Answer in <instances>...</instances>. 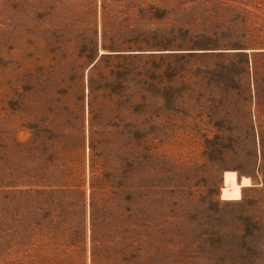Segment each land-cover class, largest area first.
<instances>
[{
    "label": "rangeland",
    "instance_id": "374dc122",
    "mask_svg": "<svg viewBox=\"0 0 264 264\" xmlns=\"http://www.w3.org/2000/svg\"><path fill=\"white\" fill-rule=\"evenodd\" d=\"M139 1L0 0V264H132L136 185L150 264H264V0Z\"/></svg>",
    "mask_w": 264,
    "mask_h": 264
},
{
    "label": "trees",
    "instance_id": "16d2710c",
    "mask_svg": "<svg viewBox=\"0 0 264 264\" xmlns=\"http://www.w3.org/2000/svg\"><path fill=\"white\" fill-rule=\"evenodd\" d=\"M146 1V0H144ZM153 2L154 8L157 5V2L162 3L161 0H150ZM140 4L143 1H139ZM152 5V4H151ZM107 49V48H106ZM106 52V51H105ZM102 53L100 56L99 62L104 61V59H112L119 61H129L130 59L136 58L135 56H126L123 54H113L111 52ZM239 54L243 52H237ZM244 54V53H243ZM242 54V55H243ZM248 56L247 54H244ZM95 66V65H94ZM133 84L136 88L135 93L133 94L134 100L132 103L135 104L133 106V114L139 117L142 121L140 124L143 128H146L149 123L150 116V107H149V90L147 89V83L144 80V75L139 71V67L136 65L133 70ZM137 101V102H136ZM93 168V167H92ZM96 178L93 176L92 179V191H91V208H92V220H93V234L94 229L96 227ZM121 187H125V185H121ZM134 190L138 192L137 197L131 198V202L135 205V208L132 209V264H150L149 260L150 254L152 253V225L150 221V213L148 208V194H147V186L136 185L133 187ZM115 226V225H114ZM120 228L123 229V226L120 225ZM95 246L93 247V256H94ZM156 264V263H154Z\"/></svg>",
    "mask_w": 264,
    "mask_h": 264
},
{
    "label": "bare ground",
    "instance_id": "6f19581e",
    "mask_svg": "<svg viewBox=\"0 0 264 264\" xmlns=\"http://www.w3.org/2000/svg\"><path fill=\"white\" fill-rule=\"evenodd\" d=\"M223 182L221 198L226 201L241 200L243 188L252 186V181L249 176H243L239 180L237 172L230 170L225 171Z\"/></svg>",
    "mask_w": 264,
    "mask_h": 264
},
{
    "label": "water",
    "instance_id": "95a60500",
    "mask_svg": "<svg viewBox=\"0 0 264 264\" xmlns=\"http://www.w3.org/2000/svg\"><path fill=\"white\" fill-rule=\"evenodd\" d=\"M93 66V65H92Z\"/></svg>",
    "mask_w": 264,
    "mask_h": 264
}]
</instances>
